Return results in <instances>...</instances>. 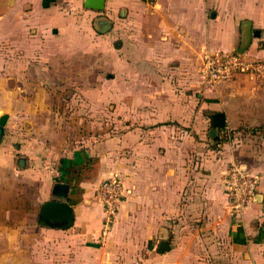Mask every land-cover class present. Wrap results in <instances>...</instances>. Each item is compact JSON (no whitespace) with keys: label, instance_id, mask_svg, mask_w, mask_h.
Wrapping results in <instances>:
<instances>
[{"label":"crops","instance_id":"0c3cea01","mask_svg":"<svg viewBox=\"0 0 264 264\" xmlns=\"http://www.w3.org/2000/svg\"><path fill=\"white\" fill-rule=\"evenodd\" d=\"M98 20L110 28L99 33ZM243 23L252 33L245 54L264 58V0H104L102 10L84 0H0V41L38 46V71L83 59L114 71L113 90L99 91L114 109L113 136L88 150L68 147L49 117L37 125L27 103L22 117L0 118V212L25 202L35 184L30 217L65 239L67 264H264V143L240 132L264 127V84L235 76L209 87L201 78L205 54L240 47ZM216 113L226 126L212 140ZM230 165L259 178L240 217L222 186ZM112 175L123 192L102 238L95 188ZM56 183L68 186L67 229L38 225ZM164 239L170 250L159 254Z\"/></svg>","mask_w":264,"mask_h":264},{"label":"rangeland","instance_id":"374dc122","mask_svg":"<svg viewBox=\"0 0 264 264\" xmlns=\"http://www.w3.org/2000/svg\"><path fill=\"white\" fill-rule=\"evenodd\" d=\"M98 63L97 59H83L76 60L73 68L60 64V71H38V46L25 49L0 41V118L11 114L22 117L27 103L35 112L32 117L37 125L38 115L49 117L54 131L64 132L68 138V147L84 151L104 142L113 136L114 109L109 102L99 103V91L105 87L113 90L114 77L109 75L114 71H106ZM40 89H44L47 108L38 114L33 106H38ZM240 132L256 135V145L264 143V127L251 131L242 127ZM12 141L15 146L23 142L17 138ZM10 142L6 140L5 145ZM32 142L38 145V140L31 139L23 143ZM36 188L30 184L25 202L15 205L13 211L0 212V264H67L65 239L41 232L35 218L30 217L38 206Z\"/></svg>","mask_w":264,"mask_h":264},{"label":"built area","instance_id":"2783aa9c","mask_svg":"<svg viewBox=\"0 0 264 264\" xmlns=\"http://www.w3.org/2000/svg\"><path fill=\"white\" fill-rule=\"evenodd\" d=\"M244 76L252 80L264 81V58H249L247 54L234 52L207 53L202 57L201 78L209 87ZM259 178L247 175L236 165H230L224 173L222 186L230 199V211L240 217L257 193ZM122 185L116 175H112L95 188V198L104 214L102 238L111 230L118 214Z\"/></svg>","mask_w":264,"mask_h":264},{"label":"water","instance_id":"95a60500","mask_svg":"<svg viewBox=\"0 0 264 264\" xmlns=\"http://www.w3.org/2000/svg\"><path fill=\"white\" fill-rule=\"evenodd\" d=\"M84 6L94 10H102L104 7V0H84ZM110 23L107 20L97 21V31L104 33L110 28ZM243 37L240 47L233 52L239 55L247 53L252 33L250 30V23H243ZM253 35L257 36L258 32H254ZM212 129L209 131V138L215 139L217 132L226 126L225 116L221 113H216L211 116ZM24 165H20L19 161L17 165L19 167H25V160L22 159ZM68 192V186L62 183H56L52 189V201L47 202L42 206L39 213L38 225L42 227H48L53 229H67L72 226L73 214L69 205L66 203ZM264 231V225L262 227ZM170 250V245L167 239H164L159 244L157 252L163 254Z\"/></svg>","mask_w":264,"mask_h":264},{"label":"trees","instance_id":"16d2710c","mask_svg":"<svg viewBox=\"0 0 264 264\" xmlns=\"http://www.w3.org/2000/svg\"><path fill=\"white\" fill-rule=\"evenodd\" d=\"M259 128H261V127H259ZM259 130H261V129H259Z\"/></svg>","mask_w":264,"mask_h":264}]
</instances>
